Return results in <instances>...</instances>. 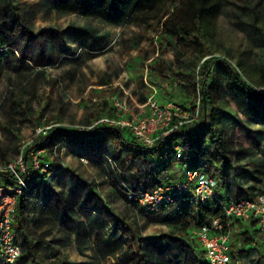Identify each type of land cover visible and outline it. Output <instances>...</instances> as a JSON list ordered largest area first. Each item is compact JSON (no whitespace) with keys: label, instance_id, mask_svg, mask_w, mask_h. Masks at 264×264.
<instances>
[{"label":"rangeland","instance_id":"1","mask_svg":"<svg viewBox=\"0 0 264 264\" xmlns=\"http://www.w3.org/2000/svg\"><path fill=\"white\" fill-rule=\"evenodd\" d=\"M9 8H15L13 12L21 15L23 25L33 38L27 41L29 37L20 35V20L8 14ZM8 20L12 24L5 30L6 35L10 40L14 39L13 45L19 51L15 52L12 67L0 79L1 162L14 161L23 146L25 149L36 140L38 130L58 126L84 133L83 127L116 114L114 103L118 99L125 101L136 116L149 113V110L146 113L148 106L143 108L135 104L142 97L146 103L152 99L160 106L171 101L177 106L179 115L190 116L197 110V88L185 78L186 72L180 65L192 58V51H181L175 45L161 46L157 32L151 28L134 24L114 27L97 19L59 13L48 0H8L1 3L0 27L7 25ZM215 27L208 42L212 56L229 61L250 85L264 93V0H227ZM89 30L96 33L95 38L89 35L92 33ZM30 51L33 58H38L39 65L21 59L23 53ZM216 76L217 83L211 88L212 128L222 138V151L228 163L224 178L227 177L229 191L231 195L240 188L250 193L264 191V123L245 119L223 96L219 88L222 79L218 73ZM202 124V116L198 113L194 128ZM93 141V147L101 146V137ZM107 145L110 143L102 144L103 147ZM64 151L70 149L53 147L36 153L41 161H49L54 170L61 165L74 166L81 162ZM97 155L101 157V152ZM101 158L99 164L113 165L109 169L99 166L110 185L119 162L109 153ZM114 183H119V180ZM102 187L115 191L111 200L119 205L121 190L117 184L110 190L107 186ZM190 195L194 196V193ZM179 203L181 201L171 206L176 211L171 221L161 219L154 222L140 213L130 212L131 216H126L134 223L136 238L131 249L115 248L102 263L91 258L83 261L88 264H116L117 261L131 259L125 253H135L143 261H195L189 248L179 249L170 239L165 240L164 253L151 244L152 238L177 237L181 233L182 225L177 215L181 210ZM190 211L193 214L196 209L190 208ZM26 228L30 229L29 226ZM30 237L38 240L35 234L31 233ZM194 250L200 257V247L196 245ZM36 252L37 260L45 264L77 260L72 249L63 250L57 256L52 254L47 242L37 244ZM173 252L179 256L174 257ZM23 255L25 261L31 259L28 260L26 247Z\"/></svg>","mask_w":264,"mask_h":264},{"label":"trees","instance_id":"2","mask_svg":"<svg viewBox=\"0 0 264 264\" xmlns=\"http://www.w3.org/2000/svg\"><path fill=\"white\" fill-rule=\"evenodd\" d=\"M6 1L8 0H0V4L6 3ZM226 2L227 0H48L52 8L59 13L77 14L84 18L97 19L114 27L134 24L148 29L151 28L157 32V38L161 46L175 45L181 51L190 49L192 51V58L188 59V62L179 63L181 68L186 72L185 78L197 88V107L198 113L202 116L203 124L199 128H194V125L192 128H184L181 131L162 136L151 147L137 142L130 135L129 131L126 133L123 128L117 126L98 124L84 133L78 130L72 131L64 127L51 126L44 134L39 133L36 140L27 145L23 150V158L27 166V171L23 176L26 182L32 185V188L25 195L17 197L16 218L22 214L23 210L27 207V203L33 198L40 185L45 184L56 172L51 168L53 175L49 178L41 174H38L36 177L32 176L29 165L31 153L53 147L60 150L66 146L76 153L80 159L88 158L92 160L95 154L94 150L99 149L101 157L103 154L109 153L120 165L122 163V152H124V155L127 157L130 155V160L139 161V173L146 183L145 189L136 188L120 180L119 183H115L123 193L124 199L132 211L142 214L150 221L157 222L161 219L171 221L176 214L175 208L171 206L181 201L179 203V210L180 208L181 210L177 213L180 216L179 221L182 225L180 227L181 233L176 235L177 237L169 235L167 237L165 235V237L158 236L155 239L152 238V246L157 247L159 251H163L162 253H164L166 251L165 240L169 241L170 239L176 243L179 249L182 247L189 248L195 261H143L142 257L137 256L135 253L131 255V252L128 251L130 255L127 253L124 255L128 258L131 257V259L129 261H117L116 264H206L204 252L193 231L213 218L225 220L223 206L217 202L209 205L201 204L194 196L190 195V191H187L180 200L174 203L165 204L153 212H144L136 203H131L127 200L124 189L149 190L157 185H163L170 181H178L171 179L172 177L165 179V176L171 170L173 164L180 163L182 165L183 161H186L195 167L201 166L216 179H225L224 195H220L218 192L225 203L240 198H253L257 192H264L256 190L247 193L244 189L240 188L237 192L238 197L233 198L226 181L227 177L224 178L226 175L225 168H227L228 163L225 161L222 151L224 148L222 138L212 128L214 113L211 111L213 109L211 88L217 83V73L219 74V78L222 79L219 83V88L223 96L233 104L245 119L264 123V93L259 92L250 85L229 61L212 56L208 45L209 37H211L210 35L216 29V21ZM14 9L9 8L8 14L20 20L22 31L19 30V33L23 37H29L26 39L28 41L33 37L23 25L22 17L20 18L21 15L13 12ZM10 24H12V21L8 20L7 25L4 24V26L0 27V79L3 73L12 67L15 52L19 51V48L15 47V44L13 45L14 39L10 40L6 35L5 30L9 28ZM89 31L92 32L89 35L95 38L96 33L93 30ZM46 55L49 56V52L46 51ZM21 59L31 60L36 65L40 63L37 57L33 58L31 56V51L23 53ZM154 70L156 71V68ZM262 80L264 81V71L262 73ZM125 134H128L127 137ZM204 136L205 139L202 140ZM99 137H101V146L99 148L93 147V139ZM86 142L89 145H85ZM105 142H109L110 145L103 147L102 144ZM178 142H183L185 145L182 159H176L174 154ZM115 145L119 148L117 154L110 152V149H113ZM101 157L100 159H102ZM93 160L96 161L95 159ZM155 160L159 162L158 167L160 169L158 171L156 170L157 167L151 166V163ZM7 162L9 161L3 163ZM200 162L201 164L199 165ZM0 163L2 162L0 161ZM114 164H116L115 161ZM190 208H195V213L191 214ZM45 210L46 207L42 208L41 213L43 214ZM122 223L124 227L127 225L125 221H122ZM75 225L76 231L82 228L80 224L77 225L75 223ZM72 228L71 226L67 229L72 230ZM127 228L126 226V232L128 231ZM130 237L132 240H136L135 235ZM19 244L21 256L15 264H45L36 258L37 243L29 242L27 236L24 235L23 243L19 239ZM23 244L26 245V250L29 254L28 260L31 258L29 261H25V257H23ZM102 245L103 249H98V252L104 254L105 258L106 256L108 257L111 251L115 250L114 246H116L110 243ZM196 245L201 249L199 253L200 257L196 253L197 251L194 250ZM173 253L174 257L179 256L177 252ZM232 254L234 259L233 250ZM48 264L72 263L53 261Z\"/></svg>","mask_w":264,"mask_h":264},{"label":"crops","instance_id":"3","mask_svg":"<svg viewBox=\"0 0 264 264\" xmlns=\"http://www.w3.org/2000/svg\"><path fill=\"white\" fill-rule=\"evenodd\" d=\"M135 104L141 107L147 106L144 97ZM148 110L146 107V113ZM110 116L117 117V111L116 114ZM124 130L126 133L128 132L127 129L124 128ZM110 150L113 154L119 152L116 145ZM96 151L97 149L92 160L88 158L81 160L71 149L64 151L68 156L78 158L81 162H76L74 166L67 164L57 167L51 179L36 190L22 214L18 218L15 214L13 231L20 240L26 235L31 243L47 242L52 254L56 256L63 253V250L72 249L75 251L73 255L77 258L74 262L68 261L72 264H88L87 261H83L87 258L100 263L104 262V254L98 252V249H103L102 244L104 243L116 245L114 248L120 250L122 248L131 249V244L135 240H132L130 236L135 235V226L131 218L126 215H130L132 209L127 205L122 192H119V205L113 203L111 194H114L115 191L110 190V187L115 184L116 180H120L136 188L145 189V180L141 178L139 173V161L130 160V155L127 157L122 152V163H120L117 172L113 173L115 179L108 180L109 185L99 166H105L109 169L113 165L99 164L98 160H102L97 157V152L101 151ZM151 166L157 167V171L160 169L157 160L153 161ZM166 178L183 179L182 165L180 163L173 164L171 170L166 174ZM217 183L218 192L220 195H224L225 179H218ZM102 186H107L110 191ZM236 190L232 195L233 198L238 197ZM45 207L46 210L42 214L41 210ZM122 221L127 223V232ZM75 223L82 226L79 231L75 230ZM27 226L30 227L28 230L31 232L27 230ZM71 226L73 227L72 230L67 229ZM118 226L119 230H116ZM255 228V222L250 219H240L233 222L231 246L236 264H264V252L255 242L257 241ZM31 233L38 236V240H32ZM23 245L26 247L25 244Z\"/></svg>","mask_w":264,"mask_h":264},{"label":"built area","instance_id":"4","mask_svg":"<svg viewBox=\"0 0 264 264\" xmlns=\"http://www.w3.org/2000/svg\"><path fill=\"white\" fill-rule=\"evenodd\" d=\"M146 105L149 113L145 116H136L130 112L125 101L118 99L114 103L117 117L99 118L83 129L89 131L98 124L125 128L137 142L151 147L162 136L184 128H192L198 119V107L192 115L185 116L179 115L177 106L171 101L160 106L156 101L149 99ZM47 129L38 130V134H44ZM23 148L24 146L14 161L0 163V264H15L21 256L19 239L13 231L16 200L32 188L23 176L27 171ZM184 149V143L178 142L174 152L176 159H182ZM29 165L34 177L38 174L47 178L53 175L50 162L41 161L36 152L31 153ZM182 168L184 176L182 180L170 181L149 190L125 188L127 200L136 203L144 212H153L165 204L180 200L187 191H190L201 204L217 202L223 206L225 220L213 218L193 231L204 252L206 264H236L232 254L231 231L233 222L240 219L255 222L257 240L255 242L264 252V192H257L253 198H240L225 203L218 193L217 180L201 166L195 167L183 161Z\"/></svg>","mask_w":264,"mask_h":264}]
</instances>
